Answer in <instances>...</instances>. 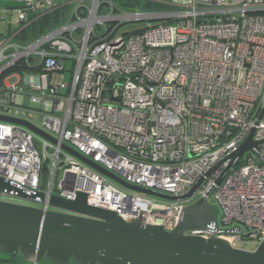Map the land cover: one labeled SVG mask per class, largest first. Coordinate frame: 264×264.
<instances>
[{
    "label": "built area",
    "instance_id": "1",
    "mask_svg": "<svg viewBox=\"0 0 264 264\" xmlns=\"http://www.w3.org/2000/svg\"><path fill=\"white\" fill-rule=\"evenodd\" d=\"M11 1L0 10V22L15 11L18 24L0 41V114L41 117L57 141L0 121V177L46 197L83 192L89 205L166 230L183 206L211 200L217 225L187 234L243 250L263 240L264 0H170L161 11L69 0L67 18L27 43L12 39L39 0ZM251 132L256 149L206 175ZM62 144L137 187L180 196L202 182L189 198L159 199L119 186Z\"/></svg>",
    "mask_w": 264,
    "mask_h": 264
},
{
    "label": "water",
    "instance_id": "2",
    "mask_svg": "<svg viewBox=\"0 0 264 264\" xmlns=\"http://www.w3.org/2000/svg\"><path fill=\"white\" fill-rule=\"evenodd\" d=\"M0 121L57 141L27 119L0 114ZM62 149L123 188L167 201L191 197L202 182L200 178L186 194L171 196L128 184L66 144ZM246 149H256L252 132L206 175L229 158L225 173ZM5 196L25 203L3 200ZM216 225L212 206L202 198L183 206L176 225L166 230L140 219L125 221L114 211L89 205L83 192L72 200L57 194L46 197L42 191L29 193L0 177V252L19 253L29 263L45 259L52 264H264V238L253 250H243L218 236L186 233Z\"/></svg>",
    "mask_w": 264,
    "mask_h": 264
},
{
    "label": "trees",
    "instance_id": "3",
    "mask_svg": "<svg viewBox=\"0 0 264 264\" xmlns=\"http://www.w3.org/2000/svg\"><path fill=\"white\" fill-rule=\"evenodd\" d=\"M117 3H120L123 7H134L141 6L145 9L148 8H159L160 3L151 2L147 0H118ZM65 11L64 8H54L51 9L40 16L36 17L33 21L28 23L25 27H23L16 35L15 39L21 41V43H27L30 40L37 37L39 34L51 29L53 27L58 26L65 20ZM20 66H15L12 71L18 70ZM214 213V212H213ZM13 255V254H12ZM31 264V263H28ZM36 264H52L47 260H43L42 262ZM72 264V263H71Z\"/></svg>",
    "mask_w": 264,
    "mask_h": 264
},
{
    "label": "rangeland",
    "instance_id": "4",
    "mask_svg": "<svg viewBox=\"0 0 264 264\" xmlns=\"http://www.w3.org/2000/svg\"><path fill=\"white\" fill-rule=\"evenodd\" d=\"M157 3H160V6L159 8L155 7V8H148L147 10H157V11H161V10H167L170 8V6L168 5L169 4V1L170 0H155ZM167 5H165V4ZM119 6H122L120 3H118ZM145 9L141 6H134V7H123V10L125 11H133V10H136V9ZM150 23H155L157 21H148ZM7 25V24H6ZM6 25L3 24L1 25L0 24V31H3L5 32L6 31ZM144 25V21H141V22H131V23H125L121 26L122 29H128V30H132L134 28H137V27H140V26H143ZM96 33L97 34H100L102 32V30H98L97 28L95 29ZM14 42H18V43H21V41L13 38L12 39ZM71 67V63H67V70L69 71ZM69 76H70V73L65 71L64 72V81L67 82L68 79H69ZM14 80V79H12ZM25 106H29V98L28 96L25 97ZM31 123H33L34 125H36L37 127H40V122H41V117H39L38 119L35 120L34 116L33 115H30L28 117H26ZM57 180L58 178L55 177L54 178V181H53V189L55 188V186L57 185ZM47 187V185H46ZM2 199L4 200H8V201H15V202H20V203H25L24 201H21V200H17V199H14V198H10V197H2ZM209 205L213 207V210H214V213L217 215L218 214V206L216 205L215 202L209 200L208 201ZM247 247H250L252 248L251 246H247ZM0 258L2 259H6V260H10L9 264H28L29 262L25 261L23 259V257L18 253V254H10V253H4V252H0Z\"/></svg>",
    "mask_w": 264,
    "mask_h": 264
},
{
    "label": "crops",
    "instance_id": "5",
    "mask_svg": "<svg viewBox=\"0 0 264 264\" xmlns=\"http://www.w3.org/2000/svg\"><path fill=\"white\" fill-rule=\"evenodd\" d=\"M83 3L88 4L89 1L83 0ZM16 5L11 0H0V10L5 8V7H13ZM165 5H167V4H165ZM54 8H64V11H65V17L64 18L65 19L67 18L68 14L71 10L69 0H52V7L51 8H48L46 6L45 2H42L39 0L36 4V11L28 13L27 23H30L36 17L40 16L41 14H43V13H45L51 9H54ZM15 14H16V12L13 11L12 14L8 15L5 22H3V23L0 22L1 25L7 24L6 25V31L5 32L0 31V41L10 38L11 34L18 29V24H15V21H14ZM9 262H10V260L0 258V264H9Z\"/></svg>",
    "mask_w": 264,
    "mask_h": 264
}]
</instances>
